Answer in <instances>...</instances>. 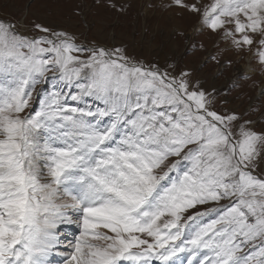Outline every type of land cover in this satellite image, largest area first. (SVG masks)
Masks as SVG:
<instances>
[{"label":"snow or ice","instance_id":"6c2138e0","mask_svg":"<svg viewBox=\"0 0 264 264\" xmlns=\"http://www.w3.org/2000/svg\"><path fill=\"white\" fill-rule=\"evenodd\" d=\"M164 7L264 65V0ZM222 92L175 62L0 18V264H264V127L218 110Z\"/></svg>","mask_w":264,"mask_h":264},{"label":"rangeland","instance_id":"374dc122","mask_svg":"<svg viewBox=\"0 0 264 264\" xmlns=\"http://www.w3.org/2000/svg\"><path fill=\"white\" fill-rule=\"evenodd\" d=\"M113 2L123 5L126 11L110 8L108 5ZM156 2L158 7L145 9L144 0H0V18L23 19L29 29L35 18L38 23L66 29L84 46H126L129 56L146 65L155 63L165 69L175 62L176 71L191 69L206 88L225 90L217 97L218 110L234 108L247 112L264 127V65L258 59V46L237 49L221 33L201 30L197 16L164 7L167 0ZM201 2L207 4L211 0ZM29 3L31 7L26 10ZM77 5H83L84 16L95 21V27L90 29L83 22L84 17L73 14ZM58 83L49 80L48 87ZM229 87L231 92H226ZM225 95L226 104L222 102Z\"/></svg>","mask_w":264,"mask_h":264}]
</instances>
